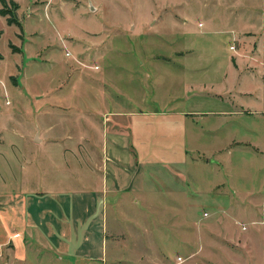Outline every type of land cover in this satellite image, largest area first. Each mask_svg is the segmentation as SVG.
Listing matches in <instances>:
<instances>
[{
  "label": "crops",
  "instance_id": "crops-1",
  "mask_svg": "<svg viewBox=\"0 0 264 264\" xmlns=\"http://www.w3.org/2000/svg\"><path fill=\"white\" fill-rule=\"evenodd\" d=\"M37 1L5 0L15 4L11 10L20 27L16 33L20 45L7 41L13 51L19 52L22 45L33 51L39 43L37 37L43 29L35 27L38 9L53 23L52 17H60L61 10L68 8L66 4L54 6L53 0ZM176 12L167 11L168 22L181 26L176 31L171 29L167 36L173 39L170 45L176 42L177 46L170 47L169 56L154 54L146 63L154 74L150 84L155 87L157 81L166 95L160 109L121 110L113 102L111 111L99 112L97 105L90 109L86 105L81 111L85 115L79 116L87 124L85 139L72 140L69 134L65 147L60 140H44L46 132L38 127L36 139L16 142L29 146L28 152L19 153L13 143L5 149L8 153L0 151L5 172L0 176V264H126L125 257L138 255L139 249L124 242H139L141 237L162 242L174 226L201 222L202 208L215 210L210 216L213 218L207 220L212 233L196 229L190 241L193 249L188 250L185 245L189 248L190 244L185 243L188 240L183 231L173 232L183 248L175 257L183 260L172 264H201L196 259L201 246L208 248V264H216L222 252L226 257L220 264H238L228 243L234 241V247H239L234 209L246 214L243 241L249 236L256 238L263 242V252L264 0H210L208 12L202 14L205 26L199 21L196 25L225 38L205 42L204 56L199 55L203 38L196 36L197 43H191L184 34L186 21L179 22ZM2 18L6 27L15 25L0 14ZM23 29L25 38H21ZM219 45L223 55L217 51ZM158 71L164 77L158 78ZM100 78L104 82L107 79L104 69ZM186 95L192 97L187 109L172 106L174 101L184 103ZM102 97L103 92L98 99ZM42 98V94L36 96ZM88 110L97 111L94 113L99 118L91 119L87 115L93 111ZM90 129L100 139L91 140ZM200 133L208 140H201ZM188 140L193 142L192 149L187 148ZM3 142L0 140V147ZM55 147L67 156L56 153L61 156L56 161ZM33 150L37 154H30ZM155 150L157 155L148 157ZM81 158L87 167H81ZM150 166L161 170L157 177ZM188 170L207 173V195L184 186L183 174ZM218 210L222 211L216 216ZM170 215L176 216L169 220ZM224 238L227 248L222 249L218 241ZM168 251L162 245L155 246L148 255L168 260ZM244 253L240 264H248ZM248 257L256 264L264 260L262 256L257 262L254 252ZM166 260L147 263L166 264Z\"/></svg>",
  "mask_w": 264,
  "mask_h": 264
},
{
  "label": "rangeland",
  "instance_id": "rangeland-1",
  "mask_svg": "<svg viewBox=\"0 0 264 264\" xmlns=\"http://www.w3.org/2000/svg\"><path fill=\"white\" fill-rule=\"evenodd\" d=\"M44 2L39 0L37 4ZM175 3L177 7H174ZM62 4H66L68 8L65 7L61 10L60 17L52 15L53 23L48 22L40 9L36 11L38 13H36L35 19H38L39 23L36 22L35 27L43 29V32L37 37L39 43L38 46L34 45V52L30 48L25 49L24 45L19 52L8 47V40L20 45L16 36L20 29L13 24L6 27L3 18L0 19V140L5 141L0 147V151L3 153H8L5 149L9 143H13L15 145L13 148L16 151L19 150V153L28 152L29 146L21 147L16 142L17 140L36 139L38 127L42 129V133L46 132L44 140H60L63 143L62 146L66 145L65 147L68 146L67 140H70L69 134L73 135L74 139L72 140L85 139V134L88 132L85 129L87 124H84L79 116L85 115L81 111L86 105H89V109L91 106L97 105L99 112L111 111L113 102L114 107L121 110H147L158 107L160 109L161 99L166 98V95L164 91H161V85L157 81H155L157 85L155 87L150 84L154 74L146 63L154 54L169 56L170 47L177 46L176 42L170 45L173 39H169L167 35L171 34V29L176 31L181 25L175 21L168 22L170 17L167 13L168 10L170 14L177 11L176 13L180 17L179 22H184L183 19L186 21L187 31L184 34L191 43H197L196 36L203 38V41L200 42L202 45L199 55H206L205 42L212 41L218 36H221L223 40L225 38L224 34H212L204 31L205 22L202 19V14L208 12L210 0H57L56 2L53 0V5L56 7L58 5V8ZM55 10L58 12L57 8ZM150 21L151 25L149 26L147 24ZM198 21L202 23L203 27H197ZM23 32L21 38H25V33L27 34L24 29ZM148 40H159L160 43L145 46L143 43ZM140 44L142 45L140 46ZM114 46L116 48H113ZM217 51L223 55L220 45ZM158 64L160 68L164 66L161 65L162 62L161 64L158 62ZM103 69L105 74L107 73L105 82L100 78ZM156 74L158 78L163 75L159 71ZM150 90H152V94ZM102 92L104 97L99 100L98 95L100 96ZM41 94L44 95V98L36 99V96ZM191 98L186 95L184 103L181 100L174 101L172 106L176 107L178 104L180 109H183V106L187 109L192 105ZM88 111H93V114L87 115L91 119L99 118L96 115H100L94 113L97 111ZM90 130L92 131L91 140L100 139L97 133H93V129ZM200 139L208 140L207 136L202 133H200ZM22 148H25L26 151ZM187 148L192 149L193 142L189 143L188 140ZM57 149L58 147L52 148L53 155L61 153L65 156L67 154L61 150L57 151ZM155 152L156 150L150 152L148 157L157 155ZM32 153L37 154L34 150L30 154ZM60 159L61 156H56V161ZM81 160L80 163H83L81 167H87L86 161L83 158ZM68 164L73 166L71 162ZM150 168L154 169L155 177L160 174L161 170L157 166H153V168L150 166ZM204 172L201 170V173L199 171L189 173L188 170V173L183 174L186 183L184 186L207 195L210 179L207 173L202 174ZM4 173L0 160V176H3ZM191 178L195 179L194 182H191ZM154 179L156 180V178ZM211 182H213V178ZM194 183L196 184L194 185ZM174 211L175 213L180 212V210ZM213 211L215 210L200 209L201 222L199 220L192 223V220L191 223H185L183 227L174 226L168 230L169 234L163 238L162 242L156 239L154 241L143 240L142 237L139 242H124L139 249L138 255L128 259L125 257L126 264H149L147 262L151 260L154 262L166 260L160 256L149 257L148 255L151 250L155 249V246L161 245L169 250L166 264H172L176 261L175 255H179L183 249L180 248V243L175 241L172 233L183 231L185 239L189 241L185 243L190 244L189 248L185 245L187 247L185 249H193L190 241H192L196 229H202L207 234L212 233L208 223L213 218L212 216L210 219ZM221 211L218 210L215 215L217 216ZM234 212L237 215L233 217L237 221L233 225L240 229L234 228L238 233L236 240L239 242L237 245L239 247H234V241L228 242L231 249L233 247L234 259L240 264L242 253L245 252L243 255L247 254L248 264H256V261H250L253 257L248 256L254 252L257 262L262 261L264 258H262L264 249L261 252L263 242L259 243L256 238L251 236H249V241H243L241 235L247 230L246 223L243 222L246 221L244 217L246 214L239 209H234ZM176 215H170L169 220H172ZM139 225L138 222L136 228H139ZM233 225H230L232 230ZM241 225H244V228ZM137 233H139L138 229L135 234ZM218 242L220 243L218 244L219 248H227L225 238ZM205 244L207 245L208 242L206 241ZM201 247L204 251L201 250L196 259L201 264H208L211 262L209 254L205 252L208 251V248L207 246ZM224 256L222 252L216 264H220L219 261L226 257ZM119 258L122 259V257ZM260 264H264V260Z\"/></svg>",
  "mask_w": 264,
  "mask_h": 264
},
{
  "label": "trees",
  "instance_id": "trees-1",
  "mask_svg": "<svg viewBox=\"0 0 264 264\" xmlns=\"http://www.w3.org/2000/svg\"><path fill=\"white\" fill-rule=\"evenodd\" d=\"M12 8H15V4L13 2H9L7 4L5 0H0V14L6 16V22L8 24L14 23L20 29L19 24L15 19L14 13L11 10ZM0 59H1V55H0Z\"/></svg>",
  "mask_w": 264,
  "mask_h": 264
},
{
  "label": "built area",
  "instance_id": "built-area-1",
  "mask_svg": "<svg viewBox=\"0 0 264 264\" xmlns=\"http://www.w3.org/2000/svg\"><path fill=\"white\" fill-rule=\"evenodd\" d=\"M229 48L231 49L232 46H229ZM66 54H67V53H66ZM241 227L244 228V225H241ZM176 260H177L178 262H181L183 259H181L180 257H176Z\"/></svg>",
  "mask_w": 264,
  "mask_h": 264
}]
</instances>
